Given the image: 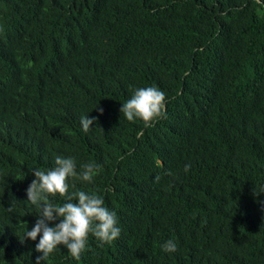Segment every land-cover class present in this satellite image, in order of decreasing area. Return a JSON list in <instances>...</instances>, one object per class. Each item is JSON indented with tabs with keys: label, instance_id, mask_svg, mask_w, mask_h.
I'll return each instance as SVG.
<instances>
[{
	"label": "trees",
	"instance_id": "obj_1",
	"mask_svg": "<svg viewBox=\"0 0 264 264\" xmlns=\"http://www.w3.org/2000/svg\"><path fill=\"white\" fill-rule=\"evenodd\" d=\"M0 18V264L42 255L26 189L57 156L98 166L69 194L101 196L121 232L41 264H264V0H0ZM149 86L166 118L145 128L120 109Z\"/></svg>",
	"mask_w": 264,
	"mask_h": 264
},
{
	"label": "clouds",
	"instance_id": "obj_2",
	"mask_svg": "<svg viewBox=\"0 0 264 264\" xmlns=\"http://www.w3.org/2000/svg\"><path fill=\"white\" fill-rule=\"evenodd\" d=\"M2 19L0 18V40H3L4 30L2 29ZM17 34V36H15ZM20 33H8L9 43L12 44V54L22 53L23 40L28 39ZM27 59L23 56L19 58V64L26 66ZM2 108L0 107V112ZM99 111L103 113V109ZM120 112L124 114L130 122L140 119L145 128L155 125L161 118H166V97L163 91L156 86L138 88L132 97L122 104ZM96 117L91 119L88 116L81 117V126L84 132H88ZM143 132L138 133L142 136ZM190 165L185 166V172L190 169ZM1 173V172H0ZM35 179L26 189L27 201L40 209L35 225L30 231L24 233L23 240H37L35 250L42 253L36 258V264L47 260L58 246L63 245L72 258L79 260L81 253L85 250L88 236L92 234L102 244H111L121 232L117 226V214L104 206V200L96 194H87L84 191L69 194V179H79L91 183L98 173V166L95 163H88L82 166V171L77 172L76 162L73 158L57 156L55 167L42 171L32 170ZM171 174V173H169ZM6 177H8L5 174ZM159 180V177H156ZM75 187V185H72ZM59 194L67 202L62 205L46 202L49 196L55 197ZM76 199L78 202L73 203ZM9 207V211H11ZM59 220L54 226H49L50 222ZM22 240V241H23ZM162 251L173 253L177 251V246L172 240H168L162 245Z\"/></svg>",
	"mask_w": 264,
	"mask_h": 264
}]
</instances>
